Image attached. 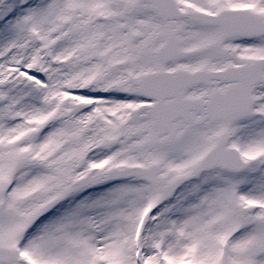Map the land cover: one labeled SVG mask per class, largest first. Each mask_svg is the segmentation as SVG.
Returning <instances> with one entry per match:
<instances>
[{
	"label": "snow or ice",
	"instance_id": "snow-or-ice-1",
	"mask_svg": "<svg viewBox=\"0 0 264 264\" xmlns=\"http://www.w3.org/2000/svg\"><path fill=\"white\" fill-rule=\"evenodd\" d=\"M0 264H264V0H0Z\"/></svg>",
	"mask_w": 264,
	"mask_h": 264
}]
</instances>
